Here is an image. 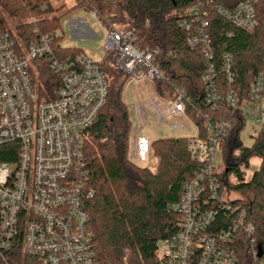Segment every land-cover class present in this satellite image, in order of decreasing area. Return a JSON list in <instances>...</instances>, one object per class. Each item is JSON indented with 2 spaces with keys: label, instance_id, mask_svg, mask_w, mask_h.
Listing matches in <instances>:
<instances>
[{
  "label": "built area",
  "instance_id": "2783aa9c",
  "mask_svg": "<svg viewBox=\"0 0 264 264\" xmlns=\"http://www.w3.org/2000/svg\"><path fill=\"white\" fill-rule=\"evenodd\" d=\"M189 1L192 5L177 28L186 34V47L200 50L204 102L214 111L217 104H225L232 115L199 112L203 120L200 130L185 113L191 101L182 86L171 85L169 98L157 95L170 117H183L194 125V136L186 138V151L197 170L183 184L179 201L168 207L179 217L177 231L158 242L154 264H264V228L257 230L248 221L246 207L230 200L223 186L225 169L233 165V150L239 145L232 125L244 120L245 124L253 121L264 126V75H255L246 96L239 97L231 87L232 56L223 53L219 65L228 91H220L207 33V11L203 10V4L211 1ZM258 1L241 2L232 11L219 7L213 11L251 33L256 27L254 5ZM47 2L62 4L65 0ZM88 14L101 25L95 11ZM105 30L104 53L127 79L147 80L153 87L155 81L164 80L154 63L157 50L139 48L132 31L112 26ZM59 36L56 31L18 49L8 32L0 34V146H17L16 160L0 163V259L4 264L3 254L17 244L23 255L37 264L94 263L92 232L84 209L94 190L83 163L82 145L107 102L108 74L83 53L57 58L52 40ZM38 59L47 60L59 78L53 98L40 100L33 85L32 62Z\"/></svg>",
  "mask_w": 264,
  "mask_h": 264
},
{
  "label": "trees",
  "instance_id": "16d2710c",
  "mask_svg": "<svg viewBox=\"0 0 264 264\" xmlns=\"http://www.w3.org/2000/svg\"><path fill=\"white\" fill-rule=\"evenodd\" d=\"M210 1L209 5L203 4V10L207 11V33L214 55L216 83L220 91H228L220 72L219 58L223 53H229L234 73L231 87L243 98L249 81L258 73L264 75V0L254 5L256 27L251 33L232 26L213 11L214 7L232 11L247 0ZM191 5L189 0H84L74 7L95 11L104 29L112 26L119 31H132L139 48L157 50L154 63L164 80L154 82L156 95L169 98L171 85L182 86L191 101V105L185 106V113L202 130L203 120L199 112L217 117H230L232 113L225 104H217L214 111L204 102L205 86L200 79L204 64L200 50L186 47V34L177 28ZM71 10L53 16L56 10L49 4L44 9L28 12L21 0H0V34L8 32L18 49L25 48L41 37H51ZM5 16L16 22L30 16L42 18L17 23L12 31L6 25ZM61 38L60 35L52 40V50L57 58H75L83 53L61 48ZM100 65L108 74V99L88 128L82 145L83 163L88 171L89 185L94 190V196L84 206L92 232L93 264H154L158 242L177 231L179 217L168 207L179 201L183 184L194 175L197 166L189 159L186 138L152 141L149 151L156 161L153 170L137 167L129 161L127 138L130 123L120 99L127 77L112 65L109 54L104 55ZM32 69V82L39 99L53 98L59 78L49 69L47 60H34ZM244 126V120L232 125L237 135ZM237 147L241 148V145ZM227 148L226 142L223 145L225 152ZM16 158V145L0 146V163H12ZM252 158H258L260 166L244 183L238 166L242 164L247 168ZM232 159L233 165L224 172L223 186L229 193L250 194L248 202H235L246 207L248 221L262 231L264 126L254 138L253 145L242 148L239 157ZM229 173H235L239 183L230 184ZM20 248L17 244L3 254L6 264H37L33 258L23 255ZM0 264H4L1 259Z\"/></svg>",
  "mask_w": 264,
  "mask_h": 264
},
{
  "label": "rangeland",
  "instance_id": "374dc122",
  "mask_svg": "<svg viewBox=\"0 0 264 264\" xmlns=\"http://www.w3.org/2000/svg\"><path fill=\"white\" fill-rule=\"evenodd\" d=\"M77 3V0H65L62 4L51 5L47 0H21V4L28 12L38 8L44 9L47 4L53 10H56L53 16H59L72 9L62 18L57 30V33L62 37L61 48L80 50L92 62L100 63L105 55L106 30L89 17L87 10L81 7H74ZM59 7L61 8L60 10H58ZM5 18L8 29L13 31L17 23H28L31 19H40L42 16H30L19 22H16L15 19L7 18V16ZM120 99L125 106L130 123L127 138V157L137 167L152 170L155 168L156 161L152 158L149 151V145L152 141L169 138H189L195 134V127L192 123L186 121L183 117H170L168 115L166 108L158 100L153 83L150 81L142 80L141 82H136L133 79H127L122 87ZM173 126H177V128H173ZM260 130L261 124L247 121L238 134V144L241 145V148H234L233 157H239L242 148H250ZM137 145L141 146L140 150ZM219 164L220 172H223L225 160L222 156ZM259 166L260 160L258 158H252L247 168L242 164L238 166L244 183L250 180L253 172L257 171ZM228 182L232 185L239 183L237 175L229 173ZM229 199L248 202L250 194L231 191Z\"/></svg>",
  "mask_w": 264,
  "mask_h": 264
},
{
  "label": "water",
  "instance_id": "95a60500",
  "mask_svg": "<svg viewBox=\"0 0 264 264\" xmlns=\"http://www.w3.org/2000/svg\"><path fill=\"white\" fill-rule=\"evenodd\" d=\"M229 168H230V165L228 164L226 169H225V172H228Z\"/></svg>",
  "mask_w": 264,
  "mask_h": 264
},
{
  "label": "crops",
  "instance_id": "0c3cea01",
  "mask_svg": "<svg viewBox=\"0 0 264 264\" xmlns=\"http://www.w3.org/2000/svg\"><path fill=\"white\" fill-rule=\"evenodd\" d=\"M150 170H152V169H150Z\"/></svg>",
  "mask_w": 264,
  "mask_h": 264
}]
</instances>
